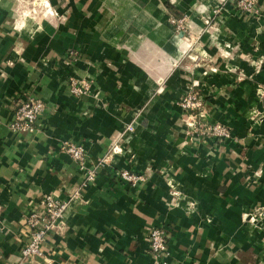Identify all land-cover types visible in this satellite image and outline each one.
Wrapping results in <instances>:
<instances>
[{"label":"crops","instance_id":"crops-1","mask_svg":"<svg viewBox=\"0 0 264 264\" xmlns=\"http://www.w3.org/2000/svg\"><path fill=\"white\" fill-rule=\"evenodd\" d=\"M17 1L0 0V264L20 260L24 214L47 193L74 190L44 256L20 264H264V223L242 219L264 204V60L257 69L251 60L264 57V0L257 19L221 16L215 43L205 34L188 52L198 66L167 7L189 10L196 31L216 0H49L55 14L23 17ZM70 48L86 56L64 60ZM70 76L90 80V91L72 94ZM189 90L203 99L200 117L237 140L188 138L176 101ZM30 95L44 111L32 130L11 128ZM69 140L84 146L94 180L85 182ZM120 168L143 179L131 185ZM157 225L168 229L167 250L153 257L147 234Z\"/></svg>","mask_w":264,"mask_h":264},{"label":"built area","instance_id":"built-area-1","mask_svg":"<svg viewBox=\"0 0 264 264\" xmlns=\"http://www.w3.org/2000/svg\"><path fill=\"white\" fill-rule=\"evenodd\" d=\"M236 4L239 5L245 12H251L255 10L257 0H235ZM174 21V20H172ZM71 53H73L71 51ZM68 82L71 83V92L74 94H82L90 91L89 82L87 78L77 79L76 77L70 76ZM264 86L259 88V92L262 93ZM179 106L183 110L197 109L202 105V101L197 96V93L189 90L181 99L178 100ZM45 109L44 101L36 96H27L21 98L17 102L14 108V116L12 121L9 123L11 128L16 130H32L34 128L35 121ZM196 116V114H195ZM191 123V122H190ZM124 131H131L134 129V125L131 123L124 124ZM192 133L195 137H202L203 135H211L216 138H227L230 136V132L226 126L220 122L209 123L207 120L196 122L193 119L191 124ZM65 149L69 153L73 160L79 163V167L85 171V182L92 181L96 178V168H90L87 165L88 159L84 146L78 142L65 141ZM121 150L119 143H114L111 146L110 152H118ZM117 175L128 182L131 185L136 184L139 180L143 179V175L131 171L129 168H120ZM79 191L74 190L73 193L68 194L65 198H60L52 193H47L41 200L42 208L31 209L24 214V219L27 225L30 227V234L28 240L21 247L19 256L20 260L18 263L26 259L36 258L38 256L43 257L42 244L45 241L47 234L52 228L58 225L64 217V214L73 199L79 197ZM262 213L264 217V208L261 211L251 210L246 214V218L249 223L257 222V219ZM246 219V220H247ZM264 222V218L262 221ZM168 229L162 225L152 226L147 234L148 249L149 253L153 257H158L167 250V238ZM45 264H52L50 258H44ZM13 264V263H11Z\"/></svg>","mask_w":264,"mask_h":264},{"label":"rangeland","instance_id":"rangeland-1","mask_svg":"<svg viewBox=\"0 0 264 264\" xmlns=\"http://www.w3.org/2000/svg\"><path fill=\"white\" fill-rule=\"evenodd\" d=\"M173 1V0H172ZM168 3V2H167ZM169 7V6H168ZM167 7V13H168V21L174 26V29L176 31H179V30H183V32H186V35H187V51L185 54H189L191 55L192 57V60L197 64L200 60V57L198 54H195V53H188L189 51H191L194 46H196V44H199V42H201L202 40V36L203 35H207L208 39H209V42L210 43H215L216 41V36H217V33H219L221 31V27H220V23H221V16L225 15V13H228V12H232V10L234 12L237 13V15L239 16H242V17H249V18H259L260 15H261V6L258 4L255 5V10L254 11H251V12H245L244 9H242L239 5L236 4V1L235 0H216L214 3H208L206 4V8H207V14L206 15H203L202 16V20L203 21V24L201 26V28H199V30H192L193 28L190 26V23L188 22L189 20V17H190V14H189V10H184L182 11L181 13H170L168 10L169 8ZM57 12L56 8L54 7L53 4L50 3L49 0H22V1H17V4L15 6V13L18 15V16H21L23 17L24 15H32L33 14H49V15H53ZM201 17V16H200ZM174 20V21H172ZM71 51L73 53H71ZM86 56V54L82 53L80 54L79 51L75 48H70L67 53L63 56L64 57V60L65 58L70 61V59H72L73 57H81V56ZM183 58V56H181V58L179 60H175L174 62V65H179L181 59ZM252 60V64L254 66L255 69L261 67L262 63H263V60H264V57L263 56H258V57H255V58H251ZM198 66V64H197ZM211 70H214V66L211 65L210 66ZM263 86L262 84L261 85H257V90L259 91V88ZM69 89H70V92H71V83L69 82ZM191 91H194L196 92L195 90H191ZM84 92H82L83 94ZM187 93V92H186ZM185 93V94H186ZM197 93V96H199V98L201 99L202 101V105L200 108H197V109H190V110H183L182 111L184 113H186V117L185 118L186 120H183L184 121V125L186 126V133L188 135V138L190 139H195V138H198V139H205V138H211L213 139L214 141H217V142H225V141H228V140H237V137L232 133L231 129L226 126L225 124H223L224 126H226L230 132V136L227 137V138H216V137H213L211 135H203L201 138L200 137H195L193 136V133H192V128H191V124L193 122V119H195L196 122H200L202 120H205L204 118L200 117V111L201 109L203 108V99L201 98V96ZM74 94V93H72ZM185 94H183L182 96H184ZM76 96H79L81 94H74ZM181 96V97H182ZM181 97H179L177 99V104L179 105V102L178 100L181 99ZM196 114V116H195ZM185 115H183V117H185ZM136 119V116H133L131 118V120L127 123H131V124H134V121ZM191 122V123H190ZM207 122L209 123H214V122H219V121H209L207 120ZM221 123V122H220ZM264 208V204L262 205H257L255 207H252L250 208L249 210L245 211L242 215V219L249 222L248 219L246 218V214H248L249 212H251V210H258V211H261L262 209ZM263 215L262 213L260 212V215L257 219V222L255 223H252V225H256L258 223H262L260 221H262L263 219ZM247 219V220H246ZM264 223V222H263Z\"/></svg>","mask_w":264,"mask_h":264}]
</instances>
